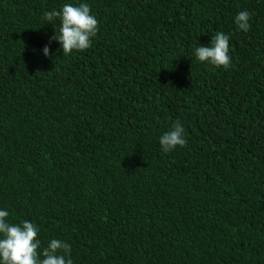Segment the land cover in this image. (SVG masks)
I'll list each match as a JSON object with an SVG mask.
<instances>
[{
	"label": "trees",
	"instance_id": "trees-1",
	"mask_svg": "<svg viewBox=\"0 0 264 264\" xmlns=\"http://www.w3.org/2000/svg\"><path fill=\"white\" fill-rule=\"evenodd\" d=\"M66 3L99 31L64 56ZM0 210L73 264H264V0H0Z\"/></svg>",
	"mask_w": 264,
	"mask_h": 264
},
{
	"label": "clouds",
	"instance_id": "clouds-1",
	"mask_svg": "<svg viewBox=\"0 0 264 264\" xmlns=\"http://www.w3.org/2000/svg\"><path fill=\"white\" fill-rule=\"evenodd\" d=\"M60 19V35L57 40L62 48L63 55L67 56L75 51H85L92 45V39L97 35L98 20L90 14V6L80 3L75 6L71 3L63 5L62 10L44 13V19L53 21ZM251 14L240 11L235 17L238 30L249 31ZM44 55L49 56V48L45 46ZM195 56L200 62H207L217 68L225 70L231 67L229 55V37L223 32L217 33L211 45L198 46ZM165 153L178 147L186 146L184 128L180 122L172 126V130L163 134L159 141ZM9 213L0 210V264H73L71 259V245L64 240L52 239L47 246L41 248V241L37 238L39 228L32 222L21 221L19 224L8 222ZM43 257L42 259L40 257Z\"/></svg>",
	"mask_w": 264,
	"mask_h": 264
}]
</instances>
